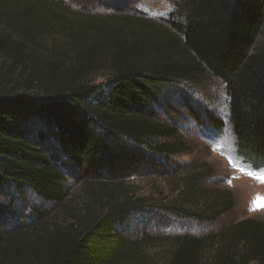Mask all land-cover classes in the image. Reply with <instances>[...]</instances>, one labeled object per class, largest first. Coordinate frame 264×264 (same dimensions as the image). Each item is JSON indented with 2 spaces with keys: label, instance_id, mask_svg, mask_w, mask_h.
I'll list each match as a JSON object with an SVG mask.
<instances>
[{
  "label": "trees",
  "instance_id": "trees-1",
  "mask_svg": "<svg viewBox=\"0 0 264 264\" xmlns=\"http://www.w3.org/2000/svg\"><path fill=\"white\" fill-rule=\"evenodd\" d=\"M171 2L162 23L72 11L74 23L59 0H0V264H154L143 247L155 237L131 240L118 230L150 208L120 177L141 168L145 154L187 150L156 108L176 98L193 105L177 84L203 70L225 86L237 153L255 169L264 166V0ZM58 34L64 44L48 45ZM96 61L110 72L100 84L89 81ZM207 124L223 131L220 118ZM48 146L74 169L117 173L86 181L90 200L68 218L38 210L29 223L9 227L11 203L4 202L13 193L29 189L64 204L65 174ZM216 197L202 210L168 209L213 221L234 206L229 190ZM208 246H215L213 264H264V222L245 218L217 232L178 234L167 264H204Z\"/></svg>",
  "mask_w": 264,
  "mask_h": 264
},
{
  "label": "rangeland",
  "instance_id": "rangeland-1",
  "mask_svg": "<svg viewBox=\"0 0 264 264\" xmlns=\"http://www.w3.org/2000/svg\"><path fill=\"white\" fill-rule=\"evenodd\" d=\"M59 1L69 7L68 17L74 23L79 18L77 15L73 17L72 11L104 16L129 13L162 23L172 9L171 0ZM63 39L61 34L54 35L47 44L62 46ZM102 63L96 61L97 68L89 77L92 84L103 83L110 73L107 62ZM177 85L182 92L190 95L193 105L188 106L183 99L176 98L156 110L160 118L178 127L187 150L167 156L145 154L142 156L145 163L141 168L130 170L129 174L120 177L128 193L145 197L150 208L130 215L119 225L118 230L131 240L145 235L155 237L143 247L154 264H167L178 234L217 232L245 218L264 222V166L255 169L237 153L228 122V98L223 82L203 70L193 81H181ZM209 118L222 120L224 127L221 133L209 128ZM48 149L65 174L64 204L46 201L29 189L23 194L13 193L4 202L6 206L11 203L9 227L29 223L35 219L38 210L47 211L52 220L62 221L73 210H82L90 200L86 181H95L100 175L109 179L117 173L106 168L95 171L74 169L67 159L51 150L50 146ZM189 188L204 189L207 195L190 197L186 193ZM222 189L231 192L234 206L216 220L199 221L168 209L176 205L186 211L202 210L207 208V203L217 198ZM257 196L261 198L256 201L258 210L251 211L250 206ZM215 253V246H208L202 255L203 263L213 264Z\"/></svg>",
  "mask_w": 264,
  "mask_h": 264
},
{
  "label": "snow or ice",
  "instance_id": "snow-or-ice-1",
  "mask_svg": "<svg viewBox=\"0 0 264 264\" xmlns=\"http://www.w3.org/2000/svg\"><path fill=\"white\" fill-rule=\"evenodd\" d=\"M259 199H261L259 196L255 197V198L253 199V203H252V205L250 206V209H249V210H251V211L258 210V207H259V206L257 205L256 201L259 200Z\"/></svg>",
  "mask_w": 264,
  "mask_h": 264
}]
</instances>
